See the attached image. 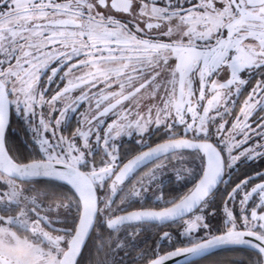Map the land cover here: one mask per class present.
I'll use <instances>...</instances> for the list:
<instances>
[{
	"label": "snow or ice",
	"instance_id": "obj_1",
	"mask_svg": "<svg viewBox=\"0 0 264 264\" xmlns=\"http://www.w3.org/2000/svg\"><path fill=\"white\" fill-rule=\"evenodd\" d=\"M0 264H264V0H0Z\"/></svg>",
	"mask_w": 264,
	"mask_h": 264
}]
</instances>
